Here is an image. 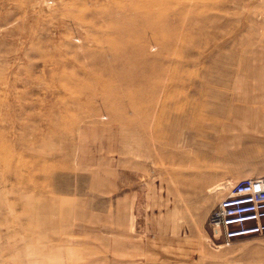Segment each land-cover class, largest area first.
<instances>
[{"label": "rangeland", "instance_id": "374dc122", "mask_svg": "<svg viewBox=\"0 0 264 264\" xmlns=\"http://www.w3.org/2000/svg\"><path fill=\"white\" fill-rule=\"evenodd\" d=\"M262 11L0 0V264H264L205 223L264 175Z\"/></svg>", "mask_w": 264, "mask_h": 264}, {"label": "built area", "instance_id": "2783aa9c", "mask_svg": "<svg viewBox=\"0 0 264 264\" xmlns=\"http://www.w3.org/2000/svg\"><path fill=\"white\" fill-rule=\"evenodd\" d=\"M261 14L264 16V11ZM205 223L220 244L264 233V175L232 183L208 210Z\"/></svg>", "mask_w": 264, "mask_h": 264}, {"label": "bare ground", "instance_id": "6f19581e", "mask_svg": "<svg viewBox=\"0 0 264 264\" xmlns=\"http://www.w3.org/2000/svg\"><path fill=\"white\" fill-rule=\"evenodd\" d=\"M146 1L148 2L149 0H146ZM151 1H157V0H151ZM158 1H159V0H158ZM139 2H141V1H139ZM139 2H138V3H139ZM138 3H137V4H138ZM153 3H154V2H153ZM137 4H136V5H137ZM146 4H147V3H146ZM147 5H148V4H147ZM156 5H158V4H156ZM138 6H139V5H138ZM138 6H137V7H138ZM139 7H140V6H139ZM144 7H146V6H144ZM156 7H157V6H156ZM153 9H154V8H153ZM137 11H138V10H137ZM137 11H136V12H137ZM155 11H156V10H155ZM138 12H139V11H138ZM141 12H142V10H141ZM139 13H140V12H139ZM142 13H143V12H142ZM144 25L147 26V27H149V28H153V29L157 28V25H154V23H150V22H148V21H147L146 23H144ZM142 27H144V26L142 25ZM143 30H144V29H143ZM133 41H134V40H133ZM138 46H139V44H138ZM119 56H120V55H119ZM125 56H126V55H125ZM128 58H130V57H128ZM138 58H139V57H138ZM140 58H141V57H140ZM127 60H128V59H127ZM130 60H131V59H130ZM187 174H188V176H190V173H187ZM185 175H186V173H185ZM186 176H187V175H186ZM183 183L187 185V186H186V189H185V192H186V191H187V192L189 191L188 194H190V193L193 194L192 192H193L194 190H196L197 187L200 186V185L198 186L197 181L194 180V179H188V180L186 179V180H183ZM198 189H199V188H198Z\"/></svg>", "mask_w": 264, "mask_h": 264}]
</instances>
